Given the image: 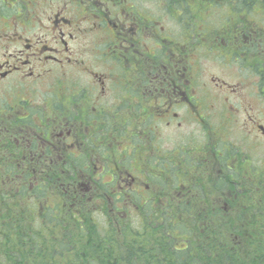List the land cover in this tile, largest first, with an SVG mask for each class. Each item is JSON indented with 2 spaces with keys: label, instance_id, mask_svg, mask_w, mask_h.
<instances>
[{
  "label": "flooded vegetation",
  "instance_id": "flooded-vegetation-1",
  "mask_svg": "<svg viewBox=\"0 0 264 264\" xmlns=\"http://www.w3.org/2000/svg\"><path fill=\"white\" fill-rule=\"evenodd\" d=\"M242 1L0 0V83L15 76L23 85L38 80L47 65L62 70L81 65L76 60L83 53L77 55L74 45L83 35L98 49L102 66L91 76L103 85L97 98L92 87L75 91L71 81L59 78L37 104L26 95L2 91L0 106L13 102L17 108L6 131L27 151L36 145L71 154L70 159L58 158L63 166L83 161L87 169L78 170L75 184L92 212L102 213L96 203L125 210L137 197L142 207L149 197L181 206L204 177L225 182L217 202L228 211L232 192L243 193L246 183L260 181L261 169H245L244 152L222 135L238 125L231 117L244 113L252 114V126L262 129V114L259 110L256 115V105L255 111H247L243 97L226 81L218 87L230 94L224 93L222 100L220 93L208 96L198 76V56L213 54L229 65L228 55L264 52L261 28L253 29ZM75 23H91L97 42L87 29H75ZM106 80L121 91L107 95ZM184 122L193 125L187 136L181 130ZM161 129H169L166 137H160ZM195 129L202 136L198 142L192 137ZM189 135L191 143L186 142ZM29 157L24 166L38 164ZM135 160L140 162L136 166ZM205 189L212 192L211 186Z\"/></svg>",
  "mask_w": 264,
  "mask_h": 264
},
{
  "label": "trees",
  "instance_id": "trees-1",
  "mask_svg": "<svg viewBox=\"0 0 264 264\" xmlns=\"http://www.w3.org/2000/svg\"><path fill=\"white\" fill-rule=\"evenodd\" d=\"M241 7L264 41V0ZM236 57L260 79L264 98V52L225 61ZM15 110L13 102L0 106V264H264L263 168L260 181L232 192L228 211L217 202L225 182L204 177L181 206L149 197L142 207L137 197L125 210L96 203L95 213L75 184L84 162L66 167L64 150L33 144L32 155L14 142L6 130ZM29 156L34 167L24 166Z\"/></svg>",
  "mask_w": 264,
  "mask_h": 264
},
{
  "label": "rangeland",
  "instance_id": "rangeland-1",
  "mask_svg": "<svg viewBox=\"0 0 264 264\" xmlns=\"http://www.w3.org/2000/svg\"><path fill=\"white\" fill-rule=\"evenodd\" d=\"M74 28H77L78 31H80L81 33L85 29H87L91 37L97 42V32L91 23H75ZM34 36L37 37L36 35ZM49 40H51V43L53 42L50 37ZM53 46L56 45L53 44ZM59 48L61 51L63 50L62 47ZM74 52L77 55L83 53V57H77L76 60H82L83 63L81 65L75 64L77 67L64 70L52 68L53 66L47 65L45 67V71L47 72H44L41 69H35L36 72H44L42 73V77L38 80L34 79L25 81L23 82L25 83L24 85L21 84L18 77L15 76L7 82L0 83V94L2 91H5L6 95H26L25 97L27 99H30L32 100V102L37 104L38 102H42L46 94H48V92L53 88L51 86L53 82L61 78L69 82L71 81V86H77L74 89L75 91L80 90V88L82 90L85 86L92 87L93 92L97 94L98 98L99 94H101L103 91V85L99 79H92L91 76L92 71L100 73L98 70L102 66L101 59L98 56V49H96L95 45L90 43L87 36L85 38V36L82 35L79 41L74 45ZM215 57L213 56V54L206 53H203L198 56V76L200 78V81L203 84H206L208 96L210 95V97L213 98L215 95L220 93L222 100L224 93H230L228 91L220 92L221 88L218 86H222L223 81L228 82L238 90L237 93L240 94L239 98L242 99L243 97V100L245 102L242 101V103H245V108L247 111L252 113L256 110V115L258 114L259 110L261 111L262 121L260 125L264 127V98L262 97L259 88L260 79H258L256 75L254 76V74L248 69H241L242 61L232 60L231 63L228 62L229 65H226V63L220 64L214 59ZM1 59L2 58H0V60ZM238 59L240 58L238 57ZM0 62L3 61L1 60ZM99 77H103L104 79L107 78L106 74H101ZM117 80L120 84H122L123 75L120 71L117 72ZM26 82L28 83L26 84ZM111 83L112 82L106 80V83L104 85L105 91L108 93L107 95L111 94L112 92L115 93L116 91H121L120 85L117 87L116 90L111 86ZM107 95L104 96L107 97ZM233 102L236 103L235 101ZM97 103L100 102L97 101ZM254 105H256V108L258 110L255 109ZM249 116H252V114L245 116L244 113L240 114L239 116H232L231 118L235 120L238 125H234L232 129L226 130V132L224 131L222 135L225 141L232 143L233 147H239L241 149V152H244L243 157H245L247 161L244 162L243 166H245V169L247 170L249 169V167L252 166H257L261 168L264 167V132L262 131V129H258L257 125L252 126ZM173 125V128L176 127L177 122H175ZM161 127L167 128L166 125H163ZM181 128V130L184 132V136H187V134L192 131L193 125L184 122ZM167 130L161 129V138H163L164 136L166 137L168 133ZM192 137L193 140L197 142L202 139V136L197 129H195L192 133ZM191 140V137L190 141L181 139V141H186L190 143ZM168 144L171 143L169 142ZM165 145L166 143L165 141H163V146L165 147ZM167 146L170 147L169 145ZM237 152L241 153L240 151Z\"/></svg>",
  "mask_w": 264,
  "mask_h": 264
},
{
  "label": "bare ground",
  "instance_id": "bare-ground-1",
  "mask_svg": "<svg viewBox=\"0 0 264 264\" xmlns=\"http://www.w3.org/2000/svg\"><path fill=\"white\" fill-rule=\"evenodd\" d=\"M208 119V118H207Z\"/></svg>",
  "mask_w": 264,
  "mask_h": 264
}]
</instances>
